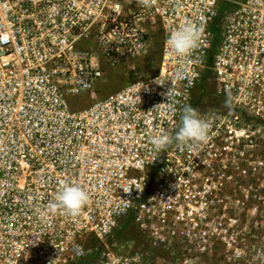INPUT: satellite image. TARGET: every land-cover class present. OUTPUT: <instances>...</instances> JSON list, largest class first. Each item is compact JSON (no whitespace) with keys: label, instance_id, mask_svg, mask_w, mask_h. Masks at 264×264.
Masks as SVG:
<instances>
[{"label":"built area","instance_id":"1","mask_svg":"<svg viewBox=\"0 0 264 264\" xmlns=\"http://www.w3.org/2000/svg\"><path fill=\"white\" fill-rule=\"evenodd\" d=\"M186 21L200 39L177 56L166 41ZM154 24L158 71L75 108L103 61L147 53ZM186 105L207 140L157 150ZM256 173L264 0H0V264H159L221 231ZM66 183L89 194L75 216L50 208ZM131 226L140 237L120 239Z\"/></svg>","mask_w":264,"mask_h":264},{"label":"rangeland","instance_id":"2","mask_svg":"<svg viewBox=\"0 0 264 264\" xmlns=\"http://www.w3.org/2000/svg\"><path fill=\"white\" fill-rule=\"evenodd\" d=\"M153 26L155 28V24ZM162 39L160 28H155L152 30V44L143 56H125L115 64L103 61L104 73L96 80L93 91L71 97L72 105L75 108L87 106L129 82L153 76L159 69ZM262 175L256 173L252 188L240 189L234 199L222 205L220 233L194 238L187 248L160 259L159 264H264ZM139 237L138 229L131 226L120 239Z\"/></svg>","mask_w":264,"mask_h":264},{"label":"clouds","instance_id":"3","mask_svg":"<svg viewBox=\"0 0 264 264\" xmlns=\"http://www.w3.org/2000/svg\"><path fill=\"white\" fill-rule=\"evenodd\" d=\"M143 8L152 7L154 0H137ZM200 31L191 22H185L179 28L170 33L167 45L177 56L188 55L198 46ZM168 97V93H167ZM225 107H230V99L225 101ZM209 125L200 119L197 110L186 105L181 110L180 126L174 137L166 134L152 136L151 143L157 150H163L173 141L178 145L188 143L197 144L205 142L208 138ZM89 194L77 184H63L57 190L50 204L52 210H61L66 215H78L81 208L88 202Z\"/></svg>","mask_w":264,"mask_h":264},{"label":"trees","instance_id":"4","mask_svg":"<svg viewBox=\"0 0 264 264\" xmlns=\"http://www.w3.org/2000/svg\"><path fill=\"white\" fill-rule=\"evenodd\" d=\"M158 71V70H157ZM131 237H133V235L131 236ZM138 239V238H137Z\"/></svg>","mask_w":264,"mask_h":264}]
</instances>
